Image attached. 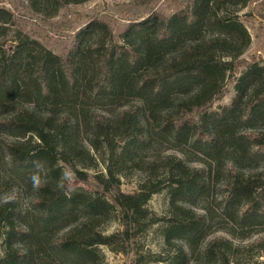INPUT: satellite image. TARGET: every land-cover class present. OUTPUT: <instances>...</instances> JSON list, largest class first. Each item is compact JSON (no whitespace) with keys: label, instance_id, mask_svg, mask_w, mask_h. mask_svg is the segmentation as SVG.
Masks as SVG:
<instances>
[{"label":"trees","instance_id":"16d2710c","mask_svg":"<svg viewBox=\"0 0 264 264\" xmlns=\"http://www.w3.org/2000/svg\"><path fill=\"white\" fill-rule=\"evenodd\" d=\"M27 1L36 12L50 16L65 4L86 0ZM227 2L245 6L250 0H189L184 9L168 16L154 14L133 22L124 33L123 44L111 38L106 22L93 20L78 31L63 55L28 37L19 38L13 48L0 43V134L9 137L3 146L0 143V154L5 153L4 163L11 171L26 177L41 175L28 227L17 228L16 195L7 194L0 200V224L8 227L6 255L0 264H97L100 245L128 253L134 249L135 238L157 222L146 204L164 189L170 201L162 233L173 252L167 264H187V256L196 254L194 243L207 226V218H214L213 210L202 214L188 205L205 187L203 169L178 154L146 159L142 151L144 140H151L159 128L160 136L169 141L191 132L193 142L217 162L226 149L238 151L241 160L264 157V129L258 128L264 121V66L240 59L251 36L243 22L223 13L222 5ZM13 16L12 10L0 7V37ZM91 34H95L93 41L83 45ZM85 55L91 56L92 74L82 77ZM139 67L146 68L136 76ZM226 79L235 82L232 103L220 111L210 110L224 95ZM90 98L117 99L124 104L116 114L97 111L87 120ZM136 98L140 102L134 103ZM170 100L174 104L164 107ZM194 110L200 111L198 120L184 119V114ZM1 115L6 116L1 119ZM80 124L90 132L89 146L80 140ZM241 126L250 133H240ZM102 145L108 153L106 176L77 165L86 157L94 161L93 152ZM126 160L139 169L164 167L168 178L152 173L138 190L123 192L119 166ZM59 162L78 179L93 177L103 191L69 193L60 179ZM1 169L5 168L0 162V177ZM227 178L226 202L244 197L246 205L250 204L252 211L245 210L243 221L264 215V163L254 172L229 167ZM109 193L115 203L107 197ZM227 209L234 214L229 205ZM117 214L122 229L110 234L100 231ZM57 225V233L50 230ZM25 238L28 250L21 243ZM260 244L264 245V238ZM233 246L228 237L218 235L199 253L207 262L220 255L223 264H230L227 251ZM142 257L136 251L134 264H141Z\"/></svg>","mask_w":264,"mask_h":264},{"label":"rangeland","instance_id":"374dc122","mask_svg":"<svg viewBox=\"0 0 264 264\" xmlns=\"http://www.w3.org/2000/svg\"><path fill=\"white\" fill-rule=\"evenodd\" d=\"M188 3L189 0H86L80 3L65 4L59 7L53 15L48 16L43 12H36L27 0H0V7H7L14 13L13 21L6 23L7 32L0 37V43L13 48L19 38L24 40L28 37L30 40H38L54 53L63 55L69 52L81 28L93 20H101L110 27L111 38L118 44H123L124 33L133 22L140 21L154 14L168 16L184 9ZM222 6L223 13L227 16H235L243 22L251 36V42L245 48L240 59L256 61L261 66H264V0H250L245 6L233 5L229 2L224 3ZM94 37L95 34L85 37L83 45H89ZM223 58L230 59L227 56ZM85 59L87 61L80 68L82 77L92 74L91 56L85 55ZM144 68L146 67H139L135 75H141L145 71ZM243 70L244 68L242 67L239 70V75ZM224 90V95L212 104L210 110L220 111L223 107L232 103L236 93L235 82L231 81V79H226ZM137 102H140L139 99H134V103ZM87 103V120L92 119L97 111H102L106 114H116L124 104V102L117 99L96 101L92 98L87 99ZM173 104H171L170 100L164 107H169ZM5 116L1 115V119L5 118ZM199 116L200 111L194 110L184 114V119L198 120ZM258 128L260 130L264 129V121L258 124ZM79 130L80 140L86 146H89L88 138L90 132L88 128L84 124H80ZM156 132L151 140H144L143 158L148 159L152 156L168 153L178 154L191 166L204 171L203 180L205 187L197 195L191 197L188 205L202 214L211 209L213 210L214 218H211L212 221L207 218V226L194 243L197 252L195 255L187 256V264H223V258L220 255L207 262L199 253L201 247L208 240L218 235H224L234 243V246L227 251L230 264H264V245L260 244L262 238H264V215L243 221V213L250 206V204L246 205V198L240 197L241 199H235L228 204L224 194V185L228 180L229 167L236 165L245 172H254L264 163V157L260 161L245 160L246 158L241 160L238 151L233 153L226 149V151L222 152L221 161L217 162L202 151V148H204L202 145L193 142L195 137L191 135V132L184 134L178 140L172 141L166 139L165 136H160L159 128L156 129ZM239 132L245 135L250 133V129L241 126ZM33 137L37 140L36 135H33ZM8 138L7 135L0 134L1 146L4 145L5 140H9ZM93 154L95 157L94 161L86 157L83 161L84 163L81 161L77 165L92 174L102 173L106 176L108 160L106 147L102 145ZM5 161V153L2 152L0 154V162L4 166L5 171L1 169L0 200L7 194L17 196L16 206L18 211L15 222L17 228L23 229L28 227V221L33 216V197L36 189L33 183V176L41 178V175L34 173L31 177H26L20 172L11 171L10 167L4 163ZM89 164H92V166H88ZM58 165L61 166L60 179L62 183L66 184L69 193L81 189L89 193L103 191L102 185L93 177H90L87 181L78 179L65 163L59 162ZM119 167L121 168L119 173L120 190L123 192L138 190L139 185L152 173L159 178H163V180L168 178L166 169L161 166L154 171H152L151 167L150 169H139L133 161L126 160L122 161ZM114 191H117V189L114 188ZM107 197L115 203L110 193L107 194ZM169 201L168 189L155 193L146 204V208L149 213L158 217L157 222L150 225L146 231L135 238L134 249L128 253L117 252L110 246L100 245L98 247L100 257L97 260V264H134L136 251L143 255L141 264H167L166 260L173 255V252L170 251L165 243L162 228L167 222ZM227 205H229V210L233 211L234 214L230 215ZM248 211L250 213L252 210L248 208ZM58 226L51 227L50 230L54 229V233H57L58 230L56 228ZM99 229L105 234L121 230L122 222L119 214L116 215V218L101 225ZM222 229L227 230L229 233L222 231ZM7 230L8 227L2 222L0 224V258L6 255L5 232ZM21 243L28 250V238L23 239ZM52 260L55 259L52 258ZM24 264H28V262ZM51 264H58V262L51 261Z\"/></svg>","mask_w":264,"mask_h":264},{"label":"clouds","instance_id":"9594fccd","mask_svg":"<svg viewBox=\"0 0 264 264\" xmlns=\"http://www.w3.org/2000/svg\"><path fill=\"white\" fill-rule=\"evenodd\" d=\"M33 183H34V186H39V183H40L39 177L33 176Z\"/></svg>","mask_w":264,"mask_h":264}]
</instances>
